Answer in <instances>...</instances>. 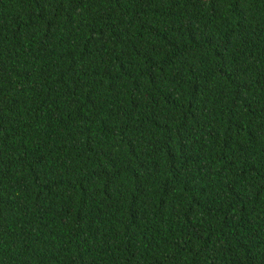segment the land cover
<instances>
[{"label":"trees","instance_id":"obj_1","mask_svg":"<svg viewBox=\"0 0 264 264\" xmlns=\"http://www.w3.org/2000/svg\"><path fill=\"white\" fill-rule=\"evenodd\" d=\"M0 264H264V0H0Z\"/></svg>","mask_w":264,"mask_h":264}]
</instances>
